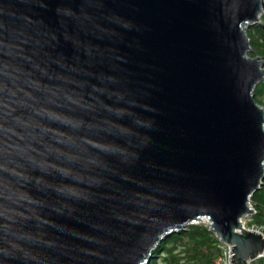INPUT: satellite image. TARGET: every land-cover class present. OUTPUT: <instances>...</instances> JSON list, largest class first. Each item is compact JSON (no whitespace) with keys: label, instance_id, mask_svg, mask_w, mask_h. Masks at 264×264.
I'll list each match as a JSON object with an SVG mask.
<instances>
[{"label":"water","instance_id":"water-1","mask_svg":"<svg viewBox=\"0 0 264 264\" xmlns=\"http://www.w3.org/2000/svg\"><path fill=\"white\" fill-rule=\"evenodd\" d=\"M264 0H0V264H149L207 223L232 264L264 181Z\"/></svg>","mask_w":264,"mask_h":264},{"label":"trees","instance_id":"trees-1","mask_svg":"<svg viewBox=\"0 0 264 264\" xmlns=\"http://www.w3.org/2000/svg\"><path fill=\"white\" fill-rule=\"evenodd\" d=\"M251 56L264 62V15L261 21L246 28ZM255 100L264 107V83L254 90ZM254 213L246 221L248 227L260 228L264 234V181L262 187L250 196ZM218 238L206 223L189 225L186 230L174 232L154 249L149 264H214L220 253Z\"/></svg>","mask_w":264,"mask_h":264},{"label":"built area","instance_id":"built-area-1","mask_svg":"<svg viewBox=\"0 0 264 264\" xmlns=\"http://www.w3.org/2000/svg\"><path fill=\"white\" fill-rule=\"evenodd\" d=\"M250 207L253 208L251 202H250ZM249 217V216H248ZM248 217H246L248 219ZM243 226L245 227L246 224L243 222ZM247 229L262 233L260 228L257 227H249ZM263 234V233H262ZM264 235V234H263ZM219 240V239H218ZM219 247H220V253L216 257L214 264H232L230 260V256L232 255L231 253V246L228 244H225L219 240ZM245 264H264V249L262 252H260L255 258H251L246 260Z\"/></svg>","mask_w":264,"mask_h":264},{"label":"rangeland","instance_id":"rangeland-1","mask_svg":"<svg viewBox=\"0 0 264 264\" xmlns=\"http://www.w3.org/2000/svg\"><path fill=\"white\" fill-rule=\"evenodd\" d=\"M249 54H251V51H250V53ZM263 106V105H262ZM246 221H247V218H244L243 219V222H245V224H246ZM204 223V222H203ZM206 223V222H205ZM207 224V223H206ZM246 228H249L247 225L245 226ZM261 230V229H260ZM253 231V230H252ZM158 264H162V263H160V262H158Z\"/></svg>","mask_w":264,"mask_h":264},{"label":"bare ground","instance_id":"bare-ground-1","mask_svg":"<svg viewBox=\"0 0 264 264\" xmlns=\"http://www.w3.org/2000/svg\"><path fill=\"white\" fill-rule=\"evenodd\" d=\"M208 225V224H207ZM232 255H233V253H232ZM255 258V257H254ZM251 259V258H250ZM248 260V259H247Z\"/></svg>","mask_w":264,"mask_h":264}]
</instances>
